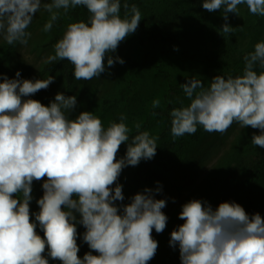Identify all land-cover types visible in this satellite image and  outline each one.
Wrapping results in <instances>:
<instances>
[{"label":"clouds","instance_id":"clouds-1","mask_svg":"<svg viewBox=\"0 0 264 264\" xmlns=\"http://www.w3.org/2000/svg\"><path fill=\"white\" fill-rule=\"evenodd\" d=\"M239 5L264 17V0H202L201 6L209 12L222 9L227 21L228 13L239 16ZM78 6L90 14L87 22L68 24L46 62L67 60L76 80L97 79L106 65L124 63L110 53L141 21L138 7L129 9L126 0L123 17L121 0H0V38L8 45H27L34 14L41 9L49 14L42 29L48 32L61 14ZM220 30L229 34L233 28L225 22ZM243 59L242 75H216L207 87L194 78L180 85L190 103L169 113L174 140L194 135L198 126L223 134L238 123L258 129L251 142L264 148V71L255 70L264 69V41ZM54 80L50 75L22 79L19 70L15 78L0 74V264H49V259L148 264L158 248L152 231L162 233L168 221L162 211L166 200L156 198L162 186L156 182L157 187H145L127 204L117 203L125 199L118 178L125 167L156 155L158 137L140 131L139 123L130 136L124 114L107 127L89 111L70 118L75 95L57 92L47 106L28 98ZM158 107L160 100L154 99L152 108ZM121 144L127 145L126 152L117 158ZM41 180L39 211L31 212L32 184ZM178 218L184 222L170 233L168 243L178 249L180 264H264V218L259 213L249 215L234 201L213 208L206 200L191 199L181 205ZM78 224L85 229L82 234ZM78 237L90 249L82 258Z\"/></svg>","mask_w":264,"mask_h":264},{"label":"trees","instance_id":"trees-1","mask_svg":"<svg viewBox=\"0 0 264 264\" xmlns=\"http://www.w3.org/2000/svg\"><path fill=\"white\" fill-rule=\"evenodd\" d=\"M124 2L125 0H121L122 17L126 11L123 8ZM126 2L129 9L132 5L138 7L141 21L136 31L125 38L130 41L129 58L120 65V68L125 77L140 75V78L145 77L148 80V83L140 85V90L147 86L151 88L155 86L158 92H152L149 97H142L137 91L130 104V100H125V95L128 94L127 86L123 87L117 96L112 99L104 98L99 103H94L89 97V91L84 90L82 94L76 96L77 106L70 113V118L74 119L82 111L93 112L105 127L111 122H119V116L124 114L127 117V126L132 129L130 136L137 133L135 125L139 123L140 131L146 130L152 136L158 137L156 155L151 160H141L137 166H127L122 170L118 182L123 186L125 199L117 203L124 204L145 187H157L156 182H159L163 189L168 178L172 177L170 181L172 182L177 180V177H184L192 166L204 162L211 154L210 151L218 147L213 143L215 139L220 141L225 137L226 132L223 134L215 132V139H209L210 137L203 135L205 132L203 128L198 126L194 135L186 134L173 139L169 113L174 107L187 106L190 103L180 85L194 78L201 79L207 87L216 75L225 77L242 75L244 56L254 51L257 42L264 41V17L251 14L246 5L238 6V19L234 13H228V20L225 21L222 9L209 12L202 8V0H126ZM89 15L83 6L70 9L67 15L61 14L49 31L51 39L49 45L55 44L62 37L68 24L77 21L87 22ZM225 22L233 28L229 34L220 30ZM246 35L252 38L248 42H244ZM10 57L11 55L7 56L0 52V74L15 78V68L20 66L11 62ZM108 70L106 68V74ZM255 70L258 73L264 71L258 66ZM44 71L52 75L60 74L68 89L77 81L73 76L74 66L67 60L46 63ZM190 71L194 73L189 74ZM27 75L25 71H21L22 79H27ZM154 99L160 100V107L155 109L152 108ZM138 103L140 113L133 109ZM257 131L246 132L223 170L219 169L215 173L212 180L215 185L236 181L227 191L213 193L212 198H208V194L203 199L213 208L221 202L234 201L249 215L259 213L264 218L256 194L264 174V148L251 142L253 134H260ZM126 147V144L120 145L117 158L125 155ZM245 160H248V163ZM42 182L33 181L31 212L39 211L36 200L43 194ZM183 222L177 218L173 230ZM77 231L82 234L85 229L78 224ZM37 232L43 237V232L39 229ZM80 239L78 237L77 241ZM149 264H180L179 251L173 249L159 254Z\"/></svg>","mask_w":264,"mask_h":264},{"label":"rangeland","instance_id":"rangeland-1","mask_svg":"<svg viewBox=\"0 0 264 264\" xmlns=\"http://www.w3.org/2000/svg\"><path fill=\"white\" fill-rule=\"evenodd\" d=\"M42 2H47V0H42ZM239 16H236L238 19ZM49 14L41 9L33 16V21L29 25L27 31L31 33V37L28 40L27 45H20L19 43L14 45H8L2 38H0V52L11 55L10 61L14 64H18L20 68H15V70L25 71L27 79H47L48 75L54 76L55 80L49 85L47 89L39 90L34 95H31L30 99L37 100L43 105L47 106L50 101L54 100V96L57 92L64 93L66 96H78L82 94L84 90L89 91V97L93 99L94 103L101 102L104 98L112 99L117 96L121 89L125 86L128 87V94L125 95V100H130L132 103L133 96L138 91L140 96L149 97L152 92H158L154 87H145L140 90V85L145 82L148 83V80L145 77L137 75L135 77H125L123 70L120 68V63H114V66L107 68V74L101 73V75L96 79L90 81L82 82V80H77L75 83L70 86L64 85L63 78L60 74H49L44 71V66L47 63V57L49 55H54V45H49L50 32H44L43 26L48 21ZM251 40L249 35H246L244 42ZM130 46V41L124 39L119 45L115 53H110L113 57L119 56L123 61L127 62L128 50ZM106 63V60H105ZM113 69V70H112ZM112 70L110 73H108ZM15 71V72H16ZM194 71H190L189 74H193ZM22 78V77H21ZM159 82H162L161 79H158ZM121 83V84H120ZM120 84V85H119ZM88 96V95H87ZM86 96V97H87ZM121 101H123L121 99ZM135 111L140 113V103L133 107ZM133 115V113H131ZM139 120H137L138 122ZM258 129H253L251 126H246L241 128L238 123H233V125L226 131L225 137L223 140L215 139V132L209 133L204 132V136L207 135L209 139H215V143L218 147L213 151H210L211 154L204 162H200L184 175V177H177V180L171 181L168 178L166 185L162 189V192L156 195L157 199H165L166 207L162 209L164 214L168 217L166 228L162 233L157 234L155 230L152 231V237L158 242V248L154 258L163 254L164 252H170L173 249L169 246V236L173 230L174 223L178 218V212L181 209V205L191 199H200L203 200L208 195V198L213 197V193L227 191L233 187L235 181L228 182L223 185H215L214 175L220 169L223 170V167L228 163V158L231 157L233 150L239 144L243 136L246 135V132L250 131L252 133L256 132ZM258 133L259 130L257 131ZM212 141V140H211ZM246 161V160H245ZM248 163V160L246 161ZM259 190L257 191V201L260 207V210L264 212V174L260 180ZM210 192V193H209ZM174 199V202H173ZM79 246V252L77 255L83 257L86 252H89L87 244L82 242V239L77 241ZM47 248L43 255H46ZM93 255H96L93 252ZM150 260L148 264L154 260ZM49 264H60L59 260L49 259Z\"/></svg>","mask_w":264,"mask_h":264}]
</instances>
